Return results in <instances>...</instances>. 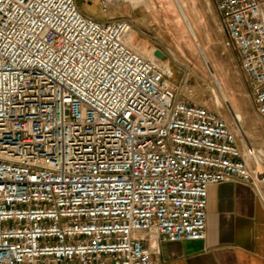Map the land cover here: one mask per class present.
I'll list each match as a JSON object with an SVG mask.
<instances>
[{"label":"built area","instance_id":"obj_1","mask_svg":"<svg viewBox=\"0 0 264 264\" xmlns=\"http://www.w3.org/2000/svg\"><path fill=\"white\" fill-rule=\"evenodd\" d=\"M213 2L264 119L262 4ZM132 30L77 0H0V264H159L160 242L206 238L210 186L254 183L241 120L185 99Z\"/></svg>","mask_w":264,"mask_h":264},{"label":"crops","instance_id":"obj_2","mask_svg":"<svg viewBox=\"0 0 264 264\" xmlns=\"http://www.w3.org/2000/svg\"><path fill=\"white\" fill-rule=\"evenodd\" d=\"M92 1L97 3V0ZM159 1L164 0H136L138 6H133L129 1L119 0L116 7L109 14L102 13L99 17L87 14L81 10L85 15L98 21H106L108 19L131 21L133 30L128 37L129 45L146 57H151L156 50H161L165 57L168 58L163 62L168 67L171 78H173L174 74L170 67L168 53L174 47L173 44L176 46L172 30H168L164 18L160 22L152 21L150 18L151 11L161 8ZM178 1L185 17L182 16L173 0L180 13L181 20L185 23L187 31L197 47V49L193 47L187 56L183 55L185 58L184 72H187L188 87L192 88L189 84V79L191 74L195 72L190 66L192 64L209 83V89L216 97L217 114L224 119L220 109H225V102L221 93L218 94L217 91V89L223 88L230 104L228 107L225 104L226 107L233 113H239L242 116L243 123L245 118L244 110L236 101L234 103L230 101V99L234 100L238 95L250 97L249 89L243 76L242 81L244 82L242 85L244 90H240L239 87L238 89L233 88L222 76L219 80L214 71L217 68L216 63L210 64L206 60L203 48L196 35V32L203 33V47L205 49L209 48L210 43L215 42L213 36H217L219 42L225 40L224 44L227 40L226 29L220 20L213 0ZM260 2L264 10V0H260ZM169 9L171 8L168 7ZM138 10L140 12H137ZM167 34L173 39V44L167 40ZM180 40L182 39L180 38ZM182 42L184 41L182 40ZM227 48H231L233 52L236 51L232 47ZM198 51L204 59L200 57ZM234 54L237 58V53L234 52ZM194 58L197 60V65L192 61ZM241 75L240 70L239 76ZM183 96L191 101L190 97L185 95V91ZM211 102V104H214V99L213 101L211 99ZM198 104L204 105L212 111L215 110V107H211L208 101ZM255 114L264 124L262 117L256 111ZM227 123L232 125L231 121H227ZM245 133L253 146L264 151V143L256 141V135L252 129H245ZM250 169L254 183H243L237 179H231L209 187L207 232L203 241H181L175 243L162 241L159 243L158 253L153 255V259L159 264H264V182L254 172L251 163Z\"/></svg>","mask_w":264,"mask_h":264},{"label":"rangeland","instance_id":"obj_3","mask_svg":"<svg viewBox=\"0 0 264 264\" xmlns=\"http://www.w3.org/2000/svg\"><path fill=\"white\" fill-rule=\"evenodd\" d=\"M77 3L79 7L87 14H91L96 17H99L102 15V11L98 3H96L95 1L77 0ZM159 3H160L161 8L151 11L150 18L152 21H154L156 18L158 22H160V20L164 18L166 21L168 30H172V36L174 37L176 41V46L175 44H173L174 42L171 36L167 34V37H168L167 40L169 41V43L173 44L174 46L168 51L169 57H170L169 63H170L171 70L174 74L172 81L176 84H180V82L182 81L184 82L187 80V75H186L187 72H184L185 71L184 56L185 55L187 56L188 53L192 51L193 47L196 49L197 47L192 37L188 33L185 23L181 20L180 13L184 17L185 15L183 14L180 2L178 0L177 2H175L180 13L176 5L174 4L173 0L159 1ZM168 7L171 8L169 9L170 11L168 10ZM137 12H140V10H138ZM156 15L158 18L156 17ZM179 22H180V25H179ZM202 34L203 33L196 32L198 41L201 47L203 48V52L205 54L206 60H208L210 64H213L214 62L216 63L217 68L214 69V71L218 79L220 80V77L222 76L225 78V80L229 84H231L233 88L238 89L239 87L240 90H244L243 85H242V83L244 82L242 81L243 80L242 75L239 76L240 68H239L238 59L235 57V54H234V52L236 53V51L233 52L231 48H227L224 45L225 40H222L219 42L217 39V36H213L215 42L210 43L209 48L205 49L203 47L204 42H203ZM180 38L184 42H182ZM135 43H136V40H135ZM200 57L203 58L201 54H200ZM167 59L168 58L165 57V61ZM192 61L195 65H197V60L195 58L192 59ZM190 66L192 67V69H194L195 72L191 74L190 79H189V84L190 86H192V88L188 87V89L185 90V95L189 96L191 102L194 104H198L203 101H208L211 107L212 106L215 107L214 112L217 114V103L215 101L216 97L214 96V93L209 89V83H207L206 78L195 68V66H193L192 64H190ZM219 90L217 89L218 94L221 93L223 100H224V97H226L228 104L226 103L225 100L224 102L225 104L230 106L229 100L223 88L222 89L220 88ZM211 99L212 101L214 99V104H211L212 103ZM230 101L231 103H234V101H236L245 112V118L242 123V128L244 130L252 129L256 135V141L258 143L260 142L264 143V124L262 123V121H260V119L255 114V107L253 105L252 99L247 96L238 95L234 100L230 99ZM225 104H224L225 109H220V113L222 114L224 119H226L229 122V121H232V117H231L230 111L227 108L228 106L226 107ZM262 120L264 121L263 118Z\"/></svg>","mask_w":264,"mask_h":264},{"label":"bare ground","instance_id":"obj_4","mask_svg":"<svg viewBox=\"0 0 264 264\" xmlns=\"http://www.w3.org/2000/svg\"><path fill=\"white\" fill-rule=\"evenodd\" d=\"M126 1H129V2H131L132 4H133V6H138L137 5V2H136V0H126ZM175 2H177V0H174ZM131 4V5H132ZM160 15V14H159ZM156 17H157V15H156ZM158 18V17H157ZM155 20H156V18H155ZM157 21V20H156ZM158 22V21H157ZM185 22H186V24H187V21L185 20ZM150 58H153L152 57V55H151V57ZM224 100L226 101V103L228 104V101H227V99H226V97H224ZM226 104V105H227ZM228 106V105H227ZM235 115H236V117L238 118V119H240L241 120V122H242V116L239 114V113H235ZM244 132H245V130H244ZM246 134V133H245ZM258 172V174H259V178H260V175H262L263 174V167L262 168H259L258 170H257ZM261 180V179H260Z\"/></svg>","mask_w":264,"mask_h":264},{"label":"water","instance_id":"obj_5","mask_svg":"<svg viewBox=\"0 0 264 264\" xmlns=\"http://www.w3.org/2000/svg\"><path fill=\"white\" fill-rule=\"evenodd\" d=\"M154 56L161 61H165V54L161 50H156Z\"/></svg>","mask_w":264,"mask_h":264}]
</instances>
